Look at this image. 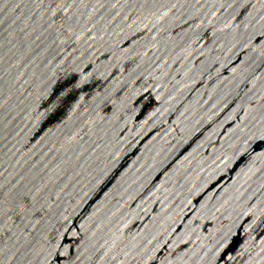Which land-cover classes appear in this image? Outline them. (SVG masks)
<instances>
[{"label": "water", "instance_id": "1", "mask_svg": "<svg viewBox=\"0 0 264 264\" xmlns=\"http://www.w3.org/2000/svg\"><path fill=\"white\" fill-rule=\"evenodd\" d=\"M0 264H264V0H0Z\"/></svg>", "mask_w": 264, "mask_h": 264}]
</instances>
